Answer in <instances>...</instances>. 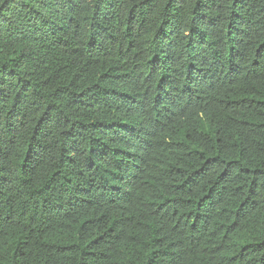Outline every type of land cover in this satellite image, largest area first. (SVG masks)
<instances>
[{
    "label": "trees",
    "instance_id": "16d2710c",
    "mask_svg": "<svg viewBox=\"0 0 264 264\" xmlns=\"http://www.w3.org/2000/svg\"><path fill=\"white\" fill-rule=\"evenodd\" d=\"M0 264H264V0H0Z\"/></svg>",
    "mask_w": 264,
    "mask_h": 264
}]
</instances>
